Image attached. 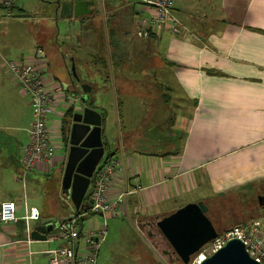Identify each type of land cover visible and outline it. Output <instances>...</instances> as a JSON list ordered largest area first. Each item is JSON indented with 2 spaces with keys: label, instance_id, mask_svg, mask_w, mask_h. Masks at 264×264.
<instances>
[{
  "label": "crops",
  "instance_id": "obj_1",
  "mask_svg": "<svg viewBox=\"0 0 264 264\" xmlns=\"http://www.w3.org/2000/svg\"><path fill=\"white\" fill-rule=\"evenodd\" d=\"M16 1L8 18L0 6V206L13 203L21 223L27 209L41 207L38 219L29 224L30 231L42 219L64 220L77 212L71 199L66 206L58 201L60 190L70 198L63 185L68 134L64 141L61 124L68 100L76 98L71 84L87 83L78 80L80 74L92 77L89 82L97 85L87 83L94 109L105 115V132L108 115L103 99L95 101L92 95L99 94L98 85L106 80L109 87H102L104 93L114 97L120 122L115 134L117 149L103 155L93 175L104 162L119 160L122 170L113 178L109 197L124 195L114 213L94 214L85 220L127 221L140 242L133 253L135 264L174 263L167 262L166 256L156 250L164 241L153 226L156 219L186 204L205 203L246 187L264 192V0H171L173 13L185 29L178 36L165 28L143 30L139 21L150 14L137 3L103 0L101 4L95 0L106 38L110 32L116 35L112 47L107 46L112 55L107 68L83 62L84 56L78 65L71 50L63 52L61 48L56 51L61 58L57 64L40 40L33 42V37L28 36V42H23L24 35L9 28L19 17L15 13ZM55 10L59 13L56 7ZM120 12L121 17L131 15L129 30L140 40L139 49L135 51L133 47L128 60L114 59L128 52V46L121 42L124 36L119 38L127 33L123 31L126 24L119 23ZM36 49L43 54L46 86L58 98L47 122L51 142L58 150L49 167L38 166L23 177L22 161L30 143L33 115L27 97L7 75L4 62H32ZM138 52L136 58L134 54ZM90 58L91 63L96 61ZM125 98L143 102L147 122L142 132L129 123L130 115L122 125L121 110H128ZM167 98L178 102L170 108L171 117L163 124L159 119L150 126L156 116L154 111L164 109ZM56 176L62 177L60 187ZM25 236V230H19L17 225L0 224V264H28L25 246L17 243ZM29 250L31 257L38 256V260L48 263L49 239L31 241Z\"/></svg>",
  "mask_w": 264,
  "mask_h": 264
},
{
  "label": "rangeland",
  "instance_id": "obj_2",
  "mask_svg": "<svg viewBox=\"0 0 264 264\" xmlns=\"http://www.w3.org/2000/svg\"><path fill=\"white\" fill-rule=\"evenodd\" d=\"M56 1L57 0H17V9L15 10V13L18 14L19 17H17V21L10 23L9 28L16 29L18 33L24 35L23 42L25 43L29 40L28 36L31 38L33 37V42H39L38 40H40L41 43L46 46L47 51L50 52V54H53V60L54 62L57 61V64L61 63V58L60 55L56 53V51L58 48H61L62 51L66 49L71 50V54L73 53L75 56L78 65L79 58L82 59L84 56L86 58L83 60V62H88V64H91V66H95L96 64L97 68H99L100 65H104V68H107L108 58H112L111 52L108 51L107 46L112 47L114 42L110 38V43L107 44V38L105 36V30L103 27V19L100 15L98 4L95 3L92 6L94 13L88 17L83 16L78 18H66L61 17L59 13H56ZM58 1L61 2L64 0ZM112 3H114V5L120 6L118 2ZM121 15H123L122 12L119 13V23L121 26H123L122 23L126 24L127 27H125L123 31L125 32V30H127V33L126 35H119V38L124 36L123 40L121 39V42L123 43V46H128V52H124L117 57H115V52H113V57H115L114 59L128 60L132 56L131 52L133 47L135 51L139 49L138 46L140 45V40L136 36L135 32H130L129 30L131 25V15L125 14V17H121ZM114 41H116V39H114ZM86 47L88 49H86ZM138 54L139 52L135 53L134 56L138 58ZM90 56L91 58L96 59V61L92 60L93 63H91L89 61ZM140 58H142V56H140ZM77 70L79 71V66L77 67ZM90 78L92 77H88L86 75L83 76L80 74L78 80L84 82L86 81L88 84L94 85L91 81L89 82ZM94 86L97 87V85ZM98 86L100 88L99 94L97 92V94L94 93L92 96L95 101L97 99L99 100V98L103 99L102 106L108 115V118L106 119L107 131H104V137L110 141V151L114 153L117 149V139L115 138V134L117 131V126L120 124V122L118 123L119 119L116 116L114 108V97L109 96L107 92L104 93L105 90L102 88L104 86L109 87V85L106 84V80L103 84H99ZM171 99H166L167 105L169 103L168 107L166 105L165 108L163 107L164 109L161 108V111H154L156 116L152 117L153 122L150 124V126L157 124L159 119L161 120L160 123L163 124L164 121H167L171 117L172 110H170V108L172 104L175 105V103H178L173 101L174 98ZM125 101H123L125 103L124 106L126 105L127 107L128 105L129 114L128 110L124 109L125 107L121 110L120 121L122 122V125L126 123V118L127 121L129 120L128 117L130 115L131 120L129 123L133 126H136L138 130L142 132L146 127L147 122L146 118H144L143 102L131 98H125ZM120 102L121 101L119 99L118 103ZM163 103L165 102L163 101ZM169 125L171 127L172 124L168 123L167 126L169 127ZM156 136H158V134H156ZM141 139L143 138H141L140 135L139 141H142ZM54 147L56 150H58L55 145ZM105 154H107V152H105ZM57 178V182L59 184L58 187H60L62 177L59 176ZM42 186L45 187V183H42ZM59 195V198H61V200L58 201L60 205L66 206V203H71L70 198L63 194L61 190ZM258 197H262V201L264 202L263 190L246 187L224 197L208 199L205 201V205L208 208L206 215L218 233L224 232L234 226L252 221H258L261 224L262 230L264 232V212L261 210H264V205H259L257 200ZM37 208L38 210L41 209L39 206H37ZM42 214H44V212H42ZM99 222L100 223L93 221L92 224H95L96 226L99 224H105L106 237L100 246L97 264H135L133 253L138 251L140 243L137 239L138 234L136 230L131 225H129L127 221H123V219H120L119 222L117 221L109 223L107 220L105 221V219L103 220L101 218V221ZM82 225L84 229H88L91 225V222L85 220L83 221ZM52 234H54V231H52ZM59 245L60 242H50L51 249L57 248ZM156 250L161 252L167 251L168 253L171 251L164 241H162L160 245H157ZM171 257L172 260H169L170 257H166L167 262L171 261L180 264L175 261L172 255ZM193 259H195V256L191 258V260ZM45 262L46 261L38 260V256H33L30 258V264H46L47 262ZM160 264L165 263L161 262Z\"/></svg>",
  "mask_w": 264,
  "mask_h": 264
},
{
  "label": "built area",
  "instance_id": "obj_3",
  "mask_svg": "<svg viewBox=\"0 0 264 264\" xmlns=\"http://www.w3.org/2000/svg\"><path fill=\"white\" fill-rule=\"evenodd\" d=\"M15 0H0V6L5 18L11 15ZM93 1V0H92ZM103 3V0H97ZM120 3H137L149 11L148 19H141L139 26L159 31L161 28L175 36L185 33L184 27L173 13L171 0H113ZM32 62L5 61V70L9 78L15 83L20 92L27 97L33 114L30 127V143L25 150L22 161L23 177L38 166L49 167L54 158L55 147L51 142L47 122L55 112L58 105L56 94L47 88L44 78L43 54L40 49L33 53ZM57 88L56 91H60ZM77 98V97H76ZM75 100H78V98ZM71 98L68 100L70 103ZM122 170V164L117 159H111L102 164L94 173L89 191L90 212L105 216L112 214L123 202L124 195L119 194L111 199L109 190L114 176ZM39 212L36 208L25 211L23 219L25 238L17 241L26 248L28 264L33 253L29 250L31 240L29 237V224L36 221ZM20 219L15 215V206L11 202L0 206V224L17 225ZM106 237V225L91 223L88 229L78 227L75 222H66L59 225L54 234L48 236L50 242H60L57 248L46 252L49 257L47 264H96L99 249ZM239 239L244 244L248 255L258 264H264V234L261 224L252 221L243 225L234 226L218 235L207 244L189 264H199L205 257L211 255L230 239Z\"/></svg>",
  "mask_w": 264,
  "mask_h": 264
},
{
  "label": "water",
  "instance_id": "obj_4",
  "mask_svg": "<svg viewBox=\"0 0 264 264\" xmlns=\"http://www.w3.org/2000/svg\"><path fill=\"white\" fill-rule=\"evenodd\" d=\"M56 9L61 17L78 18L93 13L92 0L56 1ZM73 77L74 69L72 68ZM76 83L78 80L75 79ZM77 90L78 100L72 99L67 110L71 112L68 123V156L64 169V191L69 194L76 211L80 209L90 184L93 172L105 152L110 150V141L104 137L105 119L90 104L91 87L87 84H71ZM75 90V92H76ZM74 92V91H73ZM75 98V97H74ZM264 205L262 197L257 198ZM208 208L204 202L189 203L169 215L158 218L153 226L158 235L170 248L164 256L174 257L180 264H189L207 244L214 241L219 233L207 217ZM74 215L67 219H42L30 233L33 242L47 241L48 234L59 225L71 222ZM199 264H258L247 253L242 241L230 239L224 246L202 259Z\"/></svg>",
  "mask_w": 264,
  "mask_h": 264
},
{
  "label": "trees",
  "instance_id": "obj_5",
  "mask_svg": "<svg viewBox=\"0 0 264 264\" xmlns=\"http://www.w3.org/2000/svg\"><path fill=\"white\" fill-rule=\"evenodd\" d=\"M95 1V0H93ZM110 37L107 38V44L110 43V38H112L113 42H114V39H115V33L114 32H110L109 33ZM148 35H151L148 33ZM108 59H111V57H109ZM75 85V84H74ZM76 89H73V93H74V96L78 98V95H77V90L75 92ZM89 104L90 106L94 109V106L92 105L91 103V99L89 100ZM71 116V112L70 110L66 111L65 115H64V118L62 120V124H61V136H62V139L64 141L67 140V134H68V123H69V118ZM103 118H105V115H102ZM108 162V161H107ZM107 162H104L103 164L107 163ZM262 210V209H261ZM262 212H264V210H262ZM91 215H94V213H91L90 212V201H89V192L86 194L84 200H83V203L80 207V209L77 211V212H74V218H73V221L75 222V225L78 226V227H82V222L88 217H90ZM85 216V217H84ZM243 224H246V223H243ZM241 224V225H243ZM17 227L19 228V230L23 231L25 230V226H24V223H21L19 222L17 224ZM227 231V230H226ZM225 232V231H224ZM223 233V232H221ZM219 233V234H221ZM51 233L48 234L51 235Z\"/></svg>",
  "mask_w": 264,
  "mask_h": 264
}]
</instances>
